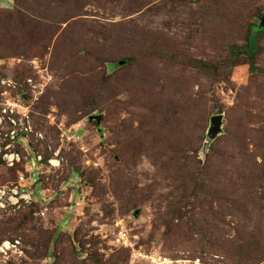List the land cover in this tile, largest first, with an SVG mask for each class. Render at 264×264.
<instances>
[{"label":"rangeland","instance_id":"rangeland-1","mask_svg":"<svg viewBox=\"0 0 264 264\" xmlns=\"http://www.w3.org/2000/svg\"><path fill=\"white\" fill-rule=\"evenodd\" d=\"M263 13L264 0H0V102L29 108L45 137L29 155L47 160L36 176L0 161V184L25 175L37 198L0 215V264H264V77L246 56L214 69Z\"/></svg>","mask_w":264,"mask_h":264},{"label":"built area","instance_id":"built-area-1","mask_svg":"<svg viewBox=\"0 0 264 264\" xmlns=\"http://www.w3.org/2000/svg\"><path fill=\"white\" fill-rule=\"evenodd\" d=\"M4 84L9 89L16 90L13 83L5 82ZM10 92L6 91L3 94L4 97ZM34 134L40 140L45 139L44 135L35 132L28 107L10 98L0 102V157L7 169H14L25 162L26 170L36 176L40 168L44 166V158L41 155L37 154L33 158L29 155L28 143ZM25 153L28 157L24 156ZM50 163L54 165V162ZM34 202H37L35 191L30 188L25 175H22L16 184H0V215L21 209L23 206H30ZM138 258H143V261L148 264H203L200 259L179 261L157 253L151 255L139 253L138 256H134V260Z\"/></svg>","mask_w":264,"mask_h":264},{"label":"trees","instance_id":"trees-1","mask_svg":"<svg viewBox=\"0 0 264 264\" xmlns=\"http://www.w3.org/2000/svg\"><path fill=\"white\" fill-rule=\"evenodd\" d=\"M17 2H19V0H17ZM151 5H152V3L149 2L147 6H151ZM209 16H210V14H209ZM255 16L258 20V23L257 24H250L245 29V30H247V45H245V46H238V45L229 46L227 52H228V54H231V55L229 56V58L224 60L223 63L218 64V65H214V66H217L216 68L213 67L214 69L221 70V69L226 68V67L228 69L231 67H234L237 63H239L236 59H240L242 56H246L247 60H248V64L250 66L251 73L256 77H264V70L258 68L260 58L262 57V49H263L259 43V40H260V37L261 38L264 37V25L262 24L263 19H264V13H263V15L259 16V14H257ZM92 30H94V27H90L88 29L89 32ZM95 30L97 32H99L100 28L99 29L95 28ZM114 30L117 32H121V31H119V27H117ZM100 32L103 34L105 32V30H101ZM123 32H124V30H123ZM140 34L142 35V38L138 42L136 41V43L139 44L141 42L142 43L145 42L146 44H149L150 42H152L153 37H152L151 33L144 31V32H140ZM126 41L130 42V41H135V40L130 39V40H126ZM78 50H80L81 53H88L86 46L81 45V44L78 46ZM191 53H192L191 51H188V52L181 51L180 52L177 49H173L172 54L171 53H165V54L167 57L170 58V60H177L178 59V61H180L184 65H188V67H189V65H192V64H196V66L197 65L202 66L203 70H204V68L208 67V65H206V63L204 61H200L199 59H196V57L194 58L193 55H191ZM113 57H117V55L115 56V55L109 54L107 52V53H104L103 57L100 59L102 60L103 63H105L107 65V64L115 63L116 59ZM122 62L124 64H128V63L132 62L130 55L125 57ZM208 69H211V67ZM239 109H238V112L241 110V109L240 110ZM244 127H245V125H244ZM242 132H243L242 126H240V128H238V130L235 133H237V136H239V138H240V135H242ZM209 139L213 140V141L215 140V139H211L210 137H209ZM263 140L264 139H262V141ZM245 141H246V139L243 142H245ZM26 155L27 154H24L25 157H26ZM0 161L2 162L1 157H0ZM44 162H47V160H44ZM24 167H25V162L22 165H19L14 169H9V170H11V171L15 170V171L19 172V171H23L25 169ZM236 196H237V194L235 195L234 193H228V194H226V200L228 201V203H230V202L235 203L234 200H235ZM257 237H259V235H257ZM256 240H257L258 245H260V243H261L260 241L264 242L263 236L259 237V239L256 238ZM41 247H43V249L46 251L48 250L47 244H42Z\"/></svg>","mask_w":264,"mask_h":264},{"label":"water","instance_id":"water-1","mask_svg":"<svg viewBox=\"0 0 264 264\" xmlns=\"http://www.w3.org/2000/svg\"><path fill=\"white\" fill-rule=\"evenodd\" d=\"M264 25V19L263 23ZM98 122H101V117L96 118ZM224 118L222 115L216 116L212 119V127L209 132V137L211 139H216L222 133V126H223Z\"/></svg>","mask_w":264,"mask_h":264},{"label":"crops","instance_id":"crops-1","mask_svg":"<svg viewBox=\"0 0 264 264\" xmlns=\"http://www.w3.org/2000/svg\"><path fill=\"white\" fill-rule=\"evenodd\" d=\"M9 2H11L13 4V0H9ZM5 8V7H4Z\"/></svg>","mask_w":264,"mask_h":264},{"label":"bare ground","instance_id":"bare-ground-1","mask_svg":"<svg viewBox=\"0 0 264 264\" xmlns=\"http://www.w3.org/2000/svg\"><path fill=\"white\" fill-rule=\"evenodd\" d=\"M9 244H7V246H8Z\"/></svg>","mask_w":264,"mask_h":264}]
</instances>
